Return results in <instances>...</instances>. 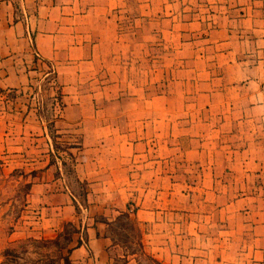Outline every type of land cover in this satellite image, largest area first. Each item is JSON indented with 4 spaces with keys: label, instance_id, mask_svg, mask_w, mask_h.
<instances>
[{
    "label": "crops",
    "instance_id": "0c3cea01",
    "mask_svg": "<svg viewBox=\"0 0 264 264\" xmlns=\"http://www.w3.org/2000/svg\"><path fill=\"white\" fill-rule=\"evenodd\" d=\"M113 1L0 0V97L29 84L39 62L50 63L58 119L84 127L93 118L95 134V143H79L73 164L87 183L83 206L50 161L40 113L5 108L2 99L0 143L44 140L32 143L33 153L18 143L25 165L39 170L19 227L55 235L70 220L79 228L72 264H135L142 250L164 264H244L238 259L246 255L264 264V0H217L225 11L211 17L222 27L212 29L217 37L204 51L212 59L225 51V77L176 78L171 93L159 78L152 87L132 79L128 46L108 28L113 17L103 5ZM201 55L207 67L211 57L205 63ZM151 126L157 135L169 127L176 141L161 143L162 135L149 143ZM122 211L140 242L136 251L126 245L119 262L107 225Z\"/></svg>",
    "mask_w": 264,
    "mask_h": 264
},
{
    "label": "rangeland",
    "instance_id": "374dc122",
    "mask_svg": "<svg viewBox=\"0 0 264 264\" xmlns=\"http://www.w3.org/2000/svg\"><path fill=\"white\" fill-rule=\"evenodd\" d=\"M103 7L111 11L113 18L108 28L115 31L117 43L128 46V59L125 58L129 62H135L132 79L136 83L143 84L148 80L152 87L155 79L159 78L162 89L169 92L174 88L171 81L176 78L184 80L190 75H194L193 80L205 79L207 76L225 77V51L216 59L214 55L212 59L204 51V46L212 45L217 37L212 29L222 27V22L215 20L216 16L211 17L212 13L225 11V7L217 0H116ZM220 41L217 46H225ZM198 54H202L199 59L211 57L207 67L197 60ZM48 64L39 62L32 72L31 81L25 87L5 91L6 97H0V106L4 105L2 99H6L5 108H31L33 112L40 113L39 117L47 123L52 140L50 161L61 165L67 181L84 206L87 203L84 198L86 185L75 177L73 164L79 143H95L93 118L87 119L84 127L78 120L58 119L62 105L57 99L58 89L54 82V73ZM184 64L187 66L184 67ZM191 66L192 70L188 69ZM138 84L135 86H139ZM175 89L178 92L184 89L183 82L175 84ZM153 91L155 88H151V92ZM150 128L148 133L145 132L147 138L151 139L149 143H157L158 137L161 139L162 135H165V142L161 140V143L176 141L169 132V127L166 134L162 131L158 135L152 126ZM11 130L14 131L13 128ZM101 134L110 143L111 133L103 130ZM40 136L35 134V137ZM38 141L44 142L43 139L23 137V141H16L13 147L0 143V264H72L68 249L73 246L76 233L71 231L73 226L70 220L64 221L55 235L52 233L45 236L19 227L21 217L28 209L25 206L30 182L35 179L33 175L39 170L31 168L30 164L25 165L27 159L20 155L23 150L18 143H26L23 145L24 152L33 153L35 146L32 143ZM122 212L118 214V219L107 225V231L117 242L111 249V255L118 258L119 262L126 245L128 249L136 251L140 242L135 220L127 212ZM98 219L95 216V220ZM136 258L135 264H155L138 251ZM238 260H244V264H253L258 259L246 255Z\"/></svg>",
    "mask_w": 264,
    "mask_h": 264
},
{
    "label": "trees",
    "instance_id": "16d2710c",
    "mask_svg": "<svg viewBox=\"0 0 264 264\" xmlns=\"http://www.w3.org/2000/svg\"><path fill=\"white\" fill-rule=\"evenodd\" d=\"M59 95H60V93L58 92V97H59ZM77 180H78V179H77ZM81 182L85 183V185H86V182H85V181H81ZM86 192H87V185H86ZM86 192L84 193V198H85ZM128 210H129V212H130V211H134L133 209H128ZM125 212L129 213L128 211H125ZM125 212H123V213H125ZM71 225L73 226V228L71 229L72 232H74V231L76 232V231L79 230V228H78L76 225H74L73 223H72ZM78 242H81V240L79 239ZM70 249H71V248L69 247L68 250L70 251ZM137 250H138V249H137ZM140 254H142V256L145 257V259L149 260V261L152 262V263H155V264H164L163 262H161L160 260L156 259V258L153 257L152 255H150V254H148V253H145L143 250L140 251ZM114 264H117V263L114 262Z\"/></svg>",
    "mask_w": 264,
    "mask_h": 264
}]
</instances>
